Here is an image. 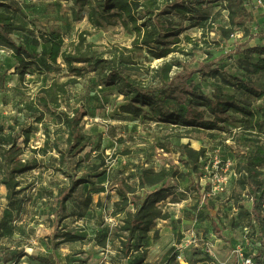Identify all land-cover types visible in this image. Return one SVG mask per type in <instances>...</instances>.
Here are the masks:
<instances>
[{
    "label": "rangeland",
    "instance_id": "rangeland-1",
    "mask_svg": "<svg viewBox=\"0 0 264 264\" xmlns=\"http://www.w3.org/2000/svg\"><path fill=\"white\" fill-rule=\"evenodd\" d=\"M2 1L12 2L14 10L4 9L16 22L28 27L27 31L13 33L16 42L38 55L19 64L12 49L0 44V123L6 132L11 125L21 133L20 143L25 151L22 158H36L39 166L18 176L21 192L10 202L6 187L0 184V264H132L140 259L141 264H184L177 258L178 248H183L189 264H197L204 258L207 264H242L236 255L237 245H243L248 255L255 250L264 253V225L259 227L245 213L251 210L252 190L237 165V139L250 132L245 131L246 123L235 121L223 124L224 130L187 134L184 128L172 124H156L144 115L126 114L120 110L124 96L116 86L100 88L93 72L84 71L79 76L68 71L61 58L57 63L51 62L50 44L41 35L59 31L63 48L70 50L84 35L96 49L106 51L112 46H133L137 32L131 22L125 26L115 18L97 28L89 20L88 8L81 20L76 19L78 7L73 0ZM175 1L159 3L166 11L161 17L181 29L183 40L179 50L165 58H154L144 48L140 55L135 54L139 64L134 76L151 83L155 70L167 61L175 63L171 75L217 61L205 74L194 76L199 86L207 94L221 86L247 100L250 109H256L261 99L253 91L264 92V72L253 73L252 68L261 55L254 53L249 60L244 48L264 45V37L249 40L239 50L238 45L247 38L243 37L244 31L230 24L226 0H183L184 3L179 0L186 7L172 11ZM247 9L252 19L244 27L251 34L263 33L264 24L254 19L252 9ZM142 21L138 15V23ZM185 35L191 38L190 42ZM66 81L69 84L61 98V109L71 112L80 102L86 105L89 115L83 119L82 127L90 135L92 145L71 158L70 164H60L56 150L49 147L44 153L40 149L46 141L66 147L67 130L61 123V110L52 108L39 121L40 114L26 110L25 105L35 102V107L42 108L36 102L41 90L53 82ZM174 81L185 82L183 78ZM239 82L247 88H241ZM157 133L170 135L173 141L170 151L156 145ZM25 134L29 137L27 144ZM180 142H188L202 151L196 166L193 162L188 166L180 162L176 148ZM173 164L180 165L184 177L170 176L146 187L167 189L168 197L161 205L171 217L165 222L157 220L143 244L135 240L132 253L124 258L121 252L124 237L119 229L124 214H113L114 203L119 199L117 179H125L137 194L143 195L140 173L148 168L168 169ZM66 173L83 182L76 185L67 201L69 216L58 218L54 214L57 195L71 183ZM260 179L264 185V174ZM260 202L264 216L263 192ZM130 208L134 209L132 205ZM213 217L223 226V237L214 233ZM185 244L188 245L183 247ZM7 255H12L9 261L5 259Z\"/></svg>",
    "mask_w": 264,
    "mask_h": 264
},
{
    "label": "trees",
    "instance_id": "trees-1",
    "mask_svg": "<svg viewBox=\"0 0 264 264\" xmlns=\"http://www.w3.org/2000/svg\"><path fill=\"white\" fill-rule=\"evenodd\" d=\"M78 7L76 19L81 20L88 8L90 22L97 28H103L113 19L119 18L121 22L128 26L131 22L137 32V37L132 47L112 46L106 51L95 48L94 43L87 41L84 35H80L74 49H64L63 36L59 31L43 33L42 38L48 44L49 59L57 63L61 58L67 70L76 75L82 76L84 71L93 72L98 86H116L118 92L123 95L124 103L120 105V110L126 114L135 116H146L156 124H172L174 127L184 128L186 133L206 130H224L223 124H230L235 121L246 123V130L242 139H237L238 149L236 150L237 165L241 170V177L244 182L251 187V210L245 213L254 220L259 227L264 225V216L261 208V192L264 194V185L261 184V175L264 174V92L253 91L261 102L256 109H250L247 100L239 99L235 93L226 91L219 86L214 92L207 94L200 86L194 76L205 74L209 67L212 68L217 61L201 64L199 67L171 75L175 63L167 61L155 70L153 81L145 83L134 76L136 66L139 64L136 55H140L144 48L154 58H165L170 53L179 50L178 46L183 39L180 38L181 29L175 27L171 21L161 17L166 11L161 9V0H73ZM165 1V0H163ZM176 0L170 10H180L185 1L178 3ZM226 8L229 12L230 24L244 31L247 40L239 44V50L249 44V40L255 37H264L263 33L251 34L245 28L248 19H252V14L247 9L244 0H226ZM8 8L14 10L12 2L0 0V44L8 45L13 52V56L19 64L25 62V58H33L37 53L28 47L20 45L13 37L15 31H27L28 27L16 22ZM171 11V12H172ZM170 12V11H169ZM138 15L141 16L142 24L138 23ZM185 40L191 41L188 35ZM5 49V48H2ZM247 59L254 53L261 57L257 63H253L252 72H264V45L248 46L246 49ZM81 64L82 67H78ZM196 77V76H195ZM183 78L184 84H175V79ZM68 81L65 83L53 82L49 87L41 90L42 94L37 97V104L42 108L35 107V102L26 103L25 109L31 112H38L41 121L45 114L52 111V108L60 109L59 115L61 123L66 127L67 138L66 147L63 148L58 142L50 145L48 141L40 149L46 153L51 149L56 150L59 155L60 164H70V159L79 155L86 148L92 145L90 135L83 131L82 121L89 115L86 105L82 102L71 109V112L61 109V98L67 92ZM241 88L246 85L239 82ZM257 92V93H256ZM148 108V109H146ZM55 110V109H54ZM236 114L243 117L239 119ZM6 127L0 123V184L7 189V199L12 201L21 192L19 175L33 170L39 166L38 159H23L25 153L23 145L20 143L21 133L13 126ZM246 136V137H245ZM156 145L166 151H170L172 138L155 135ZM29 141L28 134H25L24 144ZM180 154V162L188 166L190 162L197 165L202 151L194 149L188 142H180L176 145ZM59 169L62 170L60 167ZM70 177L71 183L57 195V206L54 214L58 218L69 216L67 201L70 200L76 190V185L83 182L82 179H75L74 175L66 173ZM184 173L178 164L171 165L168 169L162 168L159 171L154 169H144L139 175V187H142L144 194H137L133 185L125 179H117L116 191L119 199L114 203L113 214H124L120 230L122 231V249L125 257L129 256L134 249V241L138 240L140 245L148 238L152 227L159 219H169L171 214L164 211L161 202L167 199V189H146L147 186H154L168 177L178 178ZM181 177V178H182ZM261 188V189H260ZM175 202V201H173ZM263 202V201H262ZM89 202L85 204L86 207ZM131 205L134 209H131ZM207 206L208 204L205 203ZM212 228L214 233L223 237V226L218 223V218L213 217ZM256 252L254 256L257 262L263 263V254ZM200 254V251H196ZM12 255H7L5 259L10 260ZM188 261V260H187ZM142 260L134 261L132 264H141ZM189 263V262H188ZM59 264V263H57ZM197 264H207L206 259H199Z\"/></svg>",
    "mask_w": 264,
    "mask_h": 264
},
{
    "label": "built area",
    "instance_id": "built-area-1",
    "mask_svg": "<svg viewBox=\"0 0 264 264\" xmlns=\"http://www.w3.org/2000/svg\"><path fill=\"white\" fill-rule=\"evenodd\" d=\"M244 2L246 4H252L254 7H264V0H244ZM99 87L102 88L101 86ZM187 245L188 244H185L183 245V247ZM242 246L237 245L235 249L236 255L238 256L239 260H241L242 264H263L255 260L254 256L256 255V252H253L252 254L248 255L246 254L244 247ZM182 252H183V248H178V252H177L178 260L181 263L189 264ZM263 260H264V256H263Z\"/></svg>",
    "mask_w": 264,
    "mask_h": 264
},
{
    "label": "crops",
    "instance_id": "crops-1",
    "mask_svg": "<svg viewBox=\"0 0 264 264\" xmlns=\"http://www.w3.org/2000/svg\"><path fill=\"white\" fill-rule=\"evenodd\" d=\"M247 8H250L253 10V16L255 20H260L264 24V7H254L252 4H246ZM164 222L167 221L164 219H161ZM57 264V263H56Z\"/></svg>",
    "mask_w": 264,
    "mask_h": 264
}]
</instances>
